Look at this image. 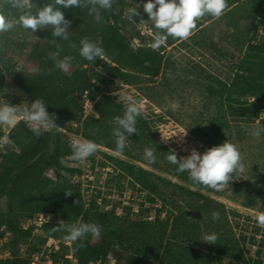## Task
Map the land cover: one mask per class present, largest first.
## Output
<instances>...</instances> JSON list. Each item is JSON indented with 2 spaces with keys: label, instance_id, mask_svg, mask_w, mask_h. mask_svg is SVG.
Masks as SVG:
<instances>
[{
  "label": "trees",
  "instance_id": "obj_1",
  "mask_svg": "<svg viewBox=\"0 0 264 264\" xmlns=\"http://www.w3.org/2000/svg\"><path fill=\"white\" fill-rule=\"evenodd\" d=\"M37 1V7L53 2ZM239 1L226 0V13H239L243 8ZM0 2V11L6 10L16 19L19 14L11 8V0ZM253 4V14L264 22V0H253ZM129 5L130 0H114L112 9L102 13L103 21L99 23L88 15L87 9L63 10L65 17L74 22L70 41H60L58 52V58L72 57L66 71L57 69L49 59V53L57 49L49 43L53 37L47 28L41 32L46 48L41 54V67L36 72L10 71L0 58V91L7 79L13 80L21 90L14 103L24 101L30 105L35 99H42L48 112L55 115L57 124L40 137L32 134L22 116H18L17 123L9 125L10 141L5 145V151L0 152V240L6 232L10 233V256L0 258V264H32V260L21 254V245L33 236L35 227L32 224L25 226V223L39 214L47 217L41 224L43 240L61 233L67 235L59 230L62 224L93 222L101 226L100 236L89 235L83 240V247L73 242L71 246L61 242L54 254L56 263L58 258L68 257L71 252L78 264H97L99 261L104 264L110 254L116 258V264H153L156 261L158 264H233L234 261L240 264L246 261L242 253L235 251L234 238L223 232L221 218L218 221L211 218L220 203L201 191L216 190L195 184L187 172H178L177 166L168 162L166 157L173 150L154 135L142 115L137 121L138 133H133L129 139L135 144L155 148V154L164 159L179 182H171L142 166L103 154L114 167L126 173L134 185H139L142 194L147 192L143 195L147 203L154 205L158 198L161 200L155 220H127L117 214L116 208H101L96 200H86L76 181L82 169L77 165L78 161L71 159L68 129H74L75 135L97 145L116 150L112 135L114 118L122 115L125 109V104L113 95L117 84H137L146 75H159L165 66L160 50L147 44H133L136 35L143 40L139 30L136 35L126 34L124 9ZM235 25L236 29L240 28ZM84 37L100 42L104 49L103 55L93 62L79 55L80 40ZM241 39L244 52L237 62L233 79L229 84H223V90L216 89L214 94L227 91L228 99L234 100L239 95L264 104V38L254 40L247 36ZM180 40L169 37L166 42L171 45ZM86 91L93 102V112L89 114L85 113L84 107ZM1 128L2 125L0 136L4 133ZM130 153L127 146L123 154ZM177 158L180 157L177 155ZM180 201L184 206L172 214L167 206ZM164 211L168 214L165 218ZM205 233L217 234L216 243L200 240ZM227 258L229 262L224 263Z\"/></svg>",
  "mask_w": 264,
  "mask_h": 264
},
{
  "label": "rangeland",
  "instance_id": "obj_2",
  "mask_svg": "<svg viewBox=\"0 0 264 264\" xmlns=\"http://www.w3.org/2000/svg\"><path fill=\"white\" fill-rule=\"evenodd\" d=\"M31 3L32 9L38 5L37 0H31ZM135 3L136 0H130V5L124 9V30L128 36L140 31L143 40L136 35L133 40L135 46H139V43L151 46L156 30L150 21L140 22L142 18H148L147 13L141 8L140 16L134 15V21L128 19L129 8ZM238 3L243 6L239 13L230 14L225 10L220 18L202 17L197 21L199 27L193 30L189 38L171 45L166 42L158 49L163 53L165 63L160 74L146 75L137 84L120 82L113 95L120 101L124 96L136 100L154 135L179 157H186L193 148L203 152L225 140L238 147L245 171L234 173L223 190L201 192L220 203L218 212L222 230L234 238L235 251L246 258L240 264H264V225L257 221V217L264 214V135L259 138L250 135L252 126L264 125V104L252 97L239 95L234 100L228 99L227 91L214 94L216 89L223 90V84H229L233 79L237 62L244 52L241 38H264V22H260V17L253 14V0H240ZM8 17L13 19L10 15ZM71 21L70 31H73L74 22ZM234 24L240 28L236 29ZM41 32L38 29L32 33L17 26L9 32L0 33L3 66L10 71L36 72L41 67V54L46 48V40ZM166 62L169 64L166 65ZM20 94L21 90L13 80L7 79L3 91H0V105L10 103L19 108L28 106L24 101L14 103ZM173 101H178L180 105L176 111L169 107ZM90 106L87 107V113L93 112ZM9 127L2 125L1 129L7 131ZM177 131L186 134L181 138L179 133L176 134ZM67 133L69 136L75 135L74 129H68ZM6 139L10 140L9 137ZM97 146L99 151L77 164L82 172L76 176V181L86 200H96L101 208H116L117 214L127 220H155L161 200L158 198L154 205L147 203L144 197L147 192L143 191L142 194L139 185H134L126 173L114 167L103 152L142 166L171 182H179L169 165L156 154V163L149 164L143 157L146 146L135 144L132 139L128 141L130 154ZM5 148L0 146V152ZM183 206L184 203L180 201L176 205L169 204L167 209L175 214ZM142 207L144 209L140 211ZM167 215V211H164L163 218ZM30 224L35 226L33 236L21 245V254L32 260V264H78L72 252L70 258H58V262H55L54 254L61 242L72 245L64 233L43 240L41 221L33 217L25 226ZM2 230L6 232L5 227ZM9 242L10 233L6 232L0 240V258H6L10 253ZM206 249L211 250L210 247ZM227 262L229 259H224V263ZM111 264H116V258ZM233 264L239 263L234 261Z\"/></svg>",
  "mask_w": 264,
  "mask_h": 264
},
{
  "label": "clouds",
  "instance_id": "obj_3",
  "mask_svg": "<svg viewBox=\"0 0 264 264\" xmlns=\"http://www.w3.org/2000/svg\"><path fill=\"white\" fill-rule=\"evenodd\" d=\"M114 0H53L43 7L32 10L31 0H11V8L18 12L16 19H10L7 11H0V33H5L20 26L32 33L47 28L51 30L53 39L49 43L57 51L49 53L55 67L61 71L68 70L72 57L64 56L58 58L61 49L60 41H70L71 20L65 17L64 9L80 8L87 9L88 15L92 16L96 22H102L104 11L113 7ZM226 0H136L134 6H130L128 19L133 20V16H140L139 9L147 13V19L140 22L150 21L154 27L152 48L160 49L165 45L169 37L185 40L189 38L193 30L197 27V21L205 16L220 18L226 9ZM75 46V45H73ZM104 49L100 42L92 41L87 37L80 40L79 55L89 62L95 61L103 55ZM125 103L122 115L114 118L112 135L115 138L117 153H123L128 146L129 136L138 133L137 121L142 115L141 107L132 97L124 96L121 98ZM171 110L176 111L180 105L178 101L170 103ZM18 116H22L24 122L29 126L30 131L35 137H40L44 132L54 128L55 115L47 110V104L42 99H35L30 105L19 108L10 103L0 105V125H14L17 123ZM181 138L186 132L177 131ZM175 134V135H176ZM250 135L259 138L264 135V125H254L250 128ZM4 139L0 144H8ZM71 159L73 161H85L97 152V144L88 139H73L70 142ZM155 148L145 147L143 157L149 164L156 163ZM167 160L172 165L177 166L180 173L187 172L189 179L198 185L211 188L216 191L223 190L234 173H243L245 165L242 162L241 153L238 147L227 140L222 144L214 145L200 152L193 148L186 157L177 158V154L171 151L167 155ZM213 221L220 219V213H211ZM258 224L264 225V214L257 217ZM67 235L66 239L83 247V240L89 235L99 237L101 226L93 222H77L72 224H62L60 229ZM218 239L215 233H205L202 241L216 243Z\"/></svg>",
  "mask_w": 264,
  "mask_h": 264
},
{
  "label": "built area",
  "instance_id": "obj_4",
  "mask_svg": "<svg viewBox=\"0 0 264 264\" xmlns=\"http://www.w3.org/2000/svg\"><path fill=\"white\" fill-rule=\"evenodd\" d=\"M84 98H85V105H84V107H85V113L86 114H89V113H87V107L88 106H90L91 108H90V110L92 111L93 110V102L89 99V97H88V92L86 91L85 92V94H84ZM9 129H10V127H9ZM9 131L10 130H4V133L1 135V137H0V141H2V140H4V139H6L7 137H9V135H8V133H9ZM77 138H79V139H84L82 136H80V135H72V136H70V139H71V141L73 140V139H77ZM8 140V139H7ZM8 141H10V140H8ZM0 146L1 147H5V145L4 144H0ZM3 151H5V149H3ZM1 157V156H0ZM37 219L38 220H40L41 221V223L43 222V221H46L47 220V217L46 216H44L43 214H39L38 215V217H37ZM10 256V253H8V256H6V257H9ZM68 257L70 258L71 256L70 255H68ZM115 262V257H114V255L113 254H110L109 256H108V259L104 262V264H111V262ZM97 264H101V262L99 261V262H97Z\"/></svg>",
  "mask_w": 264,
  "mask_h": 264
}]
</instances>
